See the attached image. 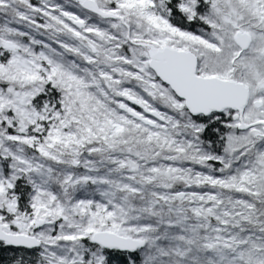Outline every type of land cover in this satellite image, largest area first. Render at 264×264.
I'll list each match as a JSON object with an SVG mask.
<instances>
[{"label": "snow or ice", "instance_id": "1", "mask_svg": "<svg viewBox=\"0 0 264 264\" xmlns=\"http://www.w3.org/2000/svg\"><path fill=\"white\" fill-rule=\"evenodd\" d=\"M0 264H264V0H0Z\"/></svg>", "mask_w": 264, "mask_h": 264}]
</instances>
